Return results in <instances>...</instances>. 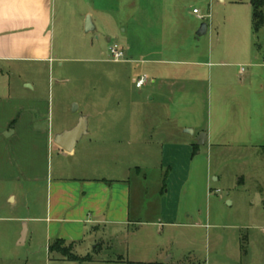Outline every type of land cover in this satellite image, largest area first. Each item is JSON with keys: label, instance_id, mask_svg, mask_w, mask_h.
I'll return each instance as SVG.
<instances>
[{"label": "crops", "instance_id": "1", "mask_svg": "<svg viewBox=\"0 0 264 264\" xmlns=\"http://www.w3.org/2000/svg\"><path fill=\"white\" fill-rule=\"evenodd\" d=\"M69 2L0 0V223H9L5 228L15 241L28 245L31 257L43 254L46 264H169L173 257L165 233L197 226L192 215L182 219L180 201L195 152L208 144L264 152V45L257 44L251 0L234 1L246 8L223 35L219 23L217 50L183 41L200 37L197 32L207 20L197 16L200 25L184 24L179 15L160 17L157 23L145 18L137 43L128 38L117 44L128 58L123 64L157 66V94L163 104H175L177 112L140 115L120 110L122 101L115 98L111 111L95 115L80 112L81 105L74 103L72 112L80 117L65 116V122L55 125L43 85L23 78L22 70L30 67L29 73L35 63L63 60L54 47L55 25L61 34L67 29L64 7ZM89 18L94 33L114 36L89 12L76 21L80 33L89 34ZM215 32L208 25L205 35ZM6 72L13 77L8 79ZM189 80L196 89L187 87ZM203 81L209 82L207 125L201 121ZM83 117L88 134L72 152L63 151L56 137L74 129ZM138 119L143 125L148 124L145 120L156 122L144 134ZM153 149L159 153L158 163L148 156ZM148 170L161 175L158 182H151ZM176 178L179 193L171 186ZM113 240L127 245L116 259L111 258ZM56 241L92 260L66 259L50 249Z\"/></svg>", "mask_w": 264, "mask_h": 264}, {"label": "rangeland", "instance_id": "2", "mask_svg": "<svg viewBox=\"0 0 264 264\" xmlns=\"http://www.w3.org/2000/svg\"><path fill=\"white\" fill-rule=\"evenodd\" d=\"M234 1L249 0H72L64 7L65 32L61 34L59 25H55L54 47L63 60L51 64L35 63L29 73L27 69L30 67L22 70L23 78L41 82L43 93L53 106L51 120L53 118L55 125L65 122V116L80 117V112L95 115L108 108L111 111L115 98L122 101L120 110L164 116L175 110V104L173 107L163 104L157 94L161 81L157 66L123 64L124 61L114 64L109 56V47L112 44L121 45L128 38L137 43L144 35L140 26L145 18L157 23L160 17L171 19L179 15L184 18V24L200 25L202 22L196 15L193 16L194 9L211 15V20L204 22L214 32H219L217 26L221 23L223 35L228 31L230 21L236 20L238 15L242 16V8H246L236 6ZM86 12L93 13L98 26L109 28L114 36L105 37L101 31L88 35L84 30L80 33L76 21ZM210 34L202 37L194 35L183 41L187 46L200 45L206 51L209 48L217 50L220 46L217 34ZM109 38H112L111 42H108ZM263 41L264 26L257 44L263 46ZM6 73L8 79L13 77ZM144 75L148 84L137 89L136 81ZM186 84L189 89L197 88L190 80ZM199 88L205 93L201 121L207 125L209 109L206 92L209 82L199 83ZM152 97L154 101H151ZM74 103L82 107L77 114L72 112ZM145 122L148 124L143 125L141 120L142 124L138 125L144 134L149 133V127L156 121ZM147 153L155 160L153 163H158V151L153 149ZM195 153L189 182L180 189V201L182 219L192 215L191 221L197 226L165 233L169 236L168 242L166 236L162 237L169 247V255L173 257L169 264H264V152L244 148L223 149L208 144ZM151 171L147 172L151 182L155 183L161 175ZM180 185L177 178L171 183L178 193ZM187 208L192 214L185 210ZM8 224L0 223L3 227L0 228V264H46L43 254L29 256V246L15 241L13 234L5 228ZM243 242L246 243L245 252L242 250ZM109 245L113 251L112 259L126 253V244L120 246L113 240Z\"/></svg>", "mask_w": 264, "mask_h": 264}, {"label": "water", "instance_id": "3", "mask_svg": "<svg viewBox=\"0 0 264 264\" xmlns=\"http://www.w3.org/2000/svg\"><path fill=\"white\" fill-rule=\"evenodd\" d=\"M87 33H94V26L91 23L90 18L86 22ZM208 32V24L203 23L197 32L198 36H204ZM76 105L73 107L76 109ZM88 134V122L87 118H81L79 124L72 130L58 135L55 139V144L59 146L65 152H72L80 140ZM199 143L202 144V141L199 139ZM25 233L23 234V237Z\"/></svg>", "mask_w": 264, "mask_h": 264}, {"label": "trees", "instance_id": "4", "mask_svg": "<svg viewBox=\"0 0 264 264\" xmlns=\"http://www.w3.org/2000/svg\"><path fill=\"white\" fill-rule=\"evenodd\" d=\"M251 5L253 7V30L255 34H259L264 26V2L263 0H251ZM50 249L59 250L64 254L66 259L75 262H88L92 260V257L88 256L85 258H80L73 254L70 249L64 247V243L62 241H56L54 244L50 246ZM243 252L246 251V243H242ZM129 264H145V263H129Z\"/></svg>", "mask_w": 264, "mask_h": 264}, {"label": "built area", "instance_id": "5", "mask_svg": "<svg viewBox=\"0 0 264 264\" xmlns=\"http://www.w3.org/2000/svg\"><path fill=\"white\" fill-rule=\"evenodd\" d=\"M193 14L196 15L201 20H210L211 15L201 14L198 9H194ZM109 56L115 62L126 61L128 58L124 50L117 44H112L109 48ZM245 70L242 68V72ZM148 83V78L144 75L136 81V88L142 89Z\"/></svg>", "mask_w": 264, "mask_h": 264}]
</instances>
